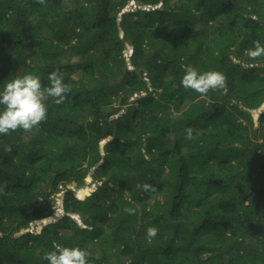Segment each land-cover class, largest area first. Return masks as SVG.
<instances>
[{
    "label": "trees",
    "instance_id": "1",
    "mask_svg": "<svg viewBox=\"0 0 264 264\" xmlns=\"http://www.w3.org/2000/svg\"><path fill=\"white\" fill-rule=\"evenodd\" d=\"M136 1L163 3L0 0V86L57 71L69 89L0 134V264L56 246L88 264H264V55H248L264 0ZM188 67L223 87L185 89Z\"/></svg>",
    "mask_w": 264,
    "mask_h": 264
},
{
    "label": "clouds",
    "instance_id": "2",
    "mask_svg": "<svg viewBox=\"0 0 264 264\" xmlns=\"http://www.w3.org/2000/svg\"><path fill=\"white\" fill-rule=\"evenodd\" d=\"M162 3L163 1L156 6H152L131 0L127 10H149L160 7ZM248 55L253 58L264 55V44L256 41L254 49H250ZM180 83L185 89H192L197 93L206 94L210 89L223 87L224 76L216 70L201 72L194 67H188L185 69ZM68 90L63 77L57 71L49 73L47 86H42L41 78L38 75L32 73H25L19 76L14 75L0 86V134H7L17 128L30 130L46 118L48 111L47 98H54L55 103L60 104L65 99V94ZM186 132L188 135H191V128H188ZM91 180L92 178L87 181ZM74 189H77V192L85 193V191L79 190L80 188L77 185ZM85 190H90V187ZM92 191L94 190L91 189L90 192ZM61 200L62 195L55 196V206L57 209L58 203ZM34 222L32 221L31 223ZM42 227L40 225V230ZM28 230L30 229L23 228V231ZM155 235L156 229L154 227H149L146 230L148 238ZM88 256L89 253L80 247L56 246L53 250L44 254V259L48 264H88Z\"/></svg>",
    "mask_w": 264,
    "mask_h": 264
},
{
    "label": "rangeland",
    "instance_id": "3",
    "mask_svg": "<svg viewBox=\"0 0 264 264\" xmlns=\"http://www.w3.org/2000/svg\"><path fill=\"white\" fill-rule=\"evenodd\" d=\"M130 2H131V0H130ZM130 2H129V4H130ZM175 2V1H174ZM173 2V3H174ZM172 2H170V4H171ZM128 8V7H127ZM126 8V9H127ZM70 52H72V50H67V48L65 49V53L67 54V53H70ZM32 58H33V56L32 55H30ZM31 59V58H30ZM136 96V95H135ZM258 111V113L260 112V110H257ZM24 139H26V138H24ZM90 178H92V176H90ZM99 181H95L93 178H92V180L91 181H86L83 185H81L79 188V190H83V189H87V188H89L90 187V190L92 189V190H95L96 188H97V186H98V183ZM63 192H64V187L63 186H61V190H60V192L57 194V195H63ZM57 199H58V196H57ZM62 201V200H61ZM61 201L58 203V209L59 208H61ZM30 228V230L32 231V232H38L39 230H40V225H37L34 229H32L31 228V226L29 227ZM32 246V249H34V251H35V256L37 257V256H39V254H40V249H38V248H35V244H32L31 245ZM35 257V258H36Z\"/></svg>",
    "mask_w": 264,
    "mask_h": 264
},
{
    "label": "water",
    "instance_id": "4",
    "mask_svg": "<svg viewBox=\"0 0 264 264\" xmlns=\"http://www.w3.org/2000/svg\"><path fill=\"white\" fill-rule=\"evenodd\" d=\"M87 180H90V177H88ZM63 185H64V186H67V187H69V188H72V187L75 188L76 185H77V183H76L75 181H73L71 184H67V185H66V184H63ZM90 191H91V190H87V191H85V193L88 194ZM78 193H80V192H78Z\"/></svg>",
    "mask_w": 264,
    "mask_h": 264
}]
</instances>
